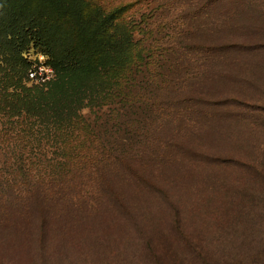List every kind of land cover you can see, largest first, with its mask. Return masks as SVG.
<instances>
[{
  "label": "trees",
  "instance_id": "16d2710c",
  "mask_svg": "<svg viewBox=\"0 0 264 264\" xmlns=\"http://www.w3.org/2000/svg\"><path fill=\"white\" fill-rule=\"evenodd\" d=\"M103 1L94 11L84 0H0V147L21 153L53 142L57 155L43 165L39 148V166L16 172L17 190L0 174V247L13 245L23 264H264V75L257 71L264 44L147 45L133 31V10ZM30 47L47 56L45 66L28 60ZM241 52L258 61L235 84L250 101L209 98L201 86L214 65ZM126 59L121 101L128 110L146 107L149 140L137 148L140 138L125 137V129L113 140L73 134L81 103L109 97H84L83 82L115 85ZM133 73L134 82L155 88L137 103L129 95ZM31 74L39 85H29ZM183 87L191 99L179 97ZM226 106L250 115L239 122L252 134L262 132L260 142L247 140L250 157L240 148L225 155L216 150L220 138L206 141L193 126Z\"/></svg>",
  "mask_w": 264,
  "mask_h": 264
},
{
  "label": "rangeland",
  "instance_id": "374dc122",
  "mask_svg": "<svg viewBox=\"0 0 264 264\" xmlns=\"http://www.w3.org/2000/svg\"><path fill=\"white\" fill-rule=\"evenodd\" d=\"M84 2L87 4V9L88 5L94 6V11L98 10L99 6H103L104 3L103 0H84ZM120 5L130 7L133 10V31L137 34V39L146 41L145 44L147 45L155 41L157 43L174 42L176 44L180 42L190 44L199 41H209L222 45L228 43L264 44V0H116L115 6ZM70 28L71 26H64L66 31H69ZM38 50V48L30 47L29 53L26 55L28 60L35 62L38 59ZM224 58L219 61V64L214 65L216 67L202 83L201 88L207 91L209 98L234 93V96H239V98L249 102L252 98L250 93L240 91L241 88H237L238 85L235 87V84L239 79L249 75L247 71L250 63H253L257 68L258 61L252 60L248 53L243 52L240 54L226 53ZM5 61L4 69L8 73L16 70L9 56L5 58ZM127 61L129 59L122 60L118 72L127 69L129 65ZM44 69L48 75L46 80H52L54 78L53 72L46 67ZM257 71L264 75V68L262 70L257 69ZM134 75L135 73L130 75L128 79V81L131 79L133 86L129 90L131 91L129 95L133 96L131 100L137 103L143 96L151 97L155 93V88L139 85V80L134 82ZM126 76V72L116 74V84L113 86H110L109 83L103 84L104 78L83 82L84 97L87 95L96 96L102 92L107 93L109 97L103 101L81 103L80 108L83 106L84 108L80 109L79 114L83 116V121L80 119L77 125L70 124L73 126V134L79 133L82 139L87 140L95 136L109 137L113 140L116 137L124 136L123 130L125 129V137L132 139L137 136L140 138L137 148L149 140L142 137L152 128L151 125L147 126L148 121H141V118L146 116V107L143 111V104L137 103L138 110H128V106L121 101ZM29 79V85H39L40 83L30 76ZM169 90L170 88H168ZM178 95L185 100L193 97L192 91L186 87H183ZM78 96L77 90L70 95L72 98H78ZM204 104L208 106L206 102ZM209 110L208 108L207 111ZM207 116L208 118H202L193 126L202 129L201 133H203L206 141L212 138H220L219 148L216 150L223 151L225 155L238 156L237 149L240 148V154L250 157L251 146L247 140L263 137L261 131L259 132L260 135L252 134L246 128L249 126L248 122H239V119L250 118V115L243 112L242 109L232 106L216 107L209 111ZM136 121H138L137 124ZM220 131L221 134L225 135L219 137L220 133L218 132ZM261 140L262 138L258 142ZM33 143L36 146L23 147L21 153L17 151L18 149L7 152L0 147V174L4 175L1 179L4 185H12L17 190L19 172L18 175L16 172L24 165L27 166L25 168L35 169L39 166V148H43V153L47 155L46 158H40L44 163L43 165L51 163L52 159L57 157V155L55 156L56 146L53 142H44L43 145L39 142ZM38 145L42 146L39 147ZM80 148L98 149L97 146L89 145H82ZM183 169H193V167L184 166ZM14 248L13 245L0 247V264H21L23 262L20 261V256L16 253L17 251H14ZM23 258H27L25 252H23Z\"/></svg>",
  "mask_w": 264,
  "mask_h": 264
},
{
  "label": "clouds",
  "instance_id": "9594fccd",
  "mask_svg": "<svg viewBox=\"0 0 264 264\" xmlns=\"http://www.w3.org/2000/svg\"><path fill=\"white\" fill-rule=\"evenodd\" d=\"M37 57L38 59L35 62L39 63L41 66H45L47 56L43 52H38Z\"/></svg>",
  "mask_w": 264,
  "mask_h": 264
},
{
  "label": "built area",
  "instance_id": "2783aa9c",
  "mask_svg": "<svg viewBox=\"0 0 264 264\" xmlns=\"http://www.w3.org/2000/svg\"><path fill=\"white\" fill-rule=\"evenodd\" d=\"M30 77L33 78V74H31Z\"/></svg>",
  "mask_w": 264,
  "mask_h": 264
}]
</instances>
